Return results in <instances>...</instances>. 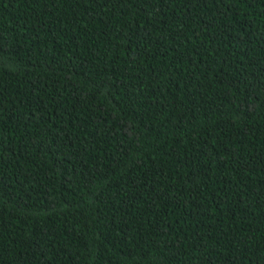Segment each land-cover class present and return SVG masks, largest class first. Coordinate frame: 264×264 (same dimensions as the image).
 <instances>
[{
	"label": "trees",
	"instance_id": "16d2710c",
	"mask_svg": "<svg viewBox=\"0 0 264 264\" xmlns=\"http://www.w3.org/2000/svg\"><path fill=\"white\" fill-rule=\"evenodd\" d=\"M0 264H264V0H0Z\"/></svg>",
	"mask_w": 264,
	"mask_h": 264
}]
</instances>
